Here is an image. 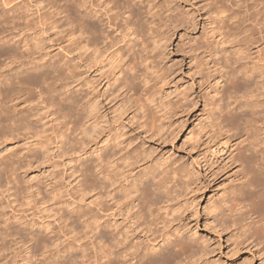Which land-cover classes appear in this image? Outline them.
Listing matches in <instances>:
<instances>
[{"label":"bare ground","instance_id":"6f19581e","mask_svg":"<svg viewBox=\"0 0 264 264\" xmlns=\"http://www.w3.org/2000/svg\"><path fill=\"white\" fill-rule=\"evenodd\" d=\"M47 2L54 15L49 20V28L56 29L55 34H63L64 40L69 42L63 47L57 45L67 55L78 50L80 61L73 63L74 56L68 62L60 59L42 63L45 59L42 51L47 47L41 40L32 38L21 42L15 39L13 32L9 34L12 37L3 39L5 24L15 28L25 19L23 9L0 15V187L5 184L7 190H13L14 202L23 199L30 204L33 201L31 189L34 186L24 185L22 179L31 166L48 160L52 136L46 125L57 120L59 123L52 126L53 134L56 132L54 139H59L56 145L61 143L64 153L76 154L79 164L73 173L80 177L82 197L95 192L92 202L97 212L70 203L66 210L59 208L56 215L64 226L71 224V232L95 238V245L91 240L95 264H195L202 260L208 248H201V239L195 237L196 234L186 236L179 226L174 228L177 218L169 217V204L176 191L174 180L179 172L163 167L161 162L145 166L148 152L132 147L134 142L128 140L120 128L113 131L108 120L111 113V123L120 126L126 113L134 109L132 118L137 119L139 128L163 137L161 132L165 127L150 103H154L156 112L166 108L157 96L163 87L161 83L169 76V68H163L161 62L173 33L166 36L162 35L165 32H160L164 24L161 12L171 10L172 4L164 8L155 0ZM256 2V7L264 8V0ZM210 3L218 6L217 15H212L213 26L206 33L207 39L204 37L206 43L197 49L210 52L213 64L208 62L207 71L219 84L214 86L217 88L211 87L214 88L211 92L219 97L213 101V120L206 133L211 139L221 137L214 141L217 151L211 156L215 152L227 154L239 167L240 174L238 186L231 189L233 196L224 205H215L217 212L213 221L224 230L226 218L234 223L249 217L255 223L253 234L259 239L258 243H262L264 49L256 44V34L264 27V10L254 12V19L262 25L257 30L245 27L248 19L242 18L240 12L230 13L225 0H210ZM184 15L177 14L171 22L194 23L196 27L197 18ZM254 47L258 52L255 57ZM14 64H18L16 70L12 68ZM196 64L201 66L199 61ZM78 75L80 88L74 95L69 93L70 85ZM239 97L243 101L239 100L238 112L236 107L232 108L231 99L237 102ZM139 110H143L141 116ZM51 115L55 118L45 122ZM100 136H106L103 145L89 153L87 147L92 139ZM26 145L28 147L23 148ZM58 192H53L54 196L49 192L52 195L48 196L52 197L43 198V205L52 201ZM2 207L0 199V252L9 243L10 247L22 243L30 253L22 258L23 264H78L79 255L70 251L75 246L83 252L80 255L83 259L87 257L88 248L79 244V239H73L75 246L59 248V240L47 233L49 223L44 222L40 230H33V226L24 224L17 215L10 222ZM53 249L58 251V258L50 254V260L45 253H53ZM37 253L45 255L38 263L33 262Z\"/></svg>","mask_w":264,"mask_h":264},{"label":"rangeland","instance_id":"374dc122","mask_svg":"<svg viewBox=\"0 0 264 264\" xmlns=\"http://www.w3.org/2000/svg\"><path fill=\"white\" fill-rule=\"evenodd\" d=\"M155 1L165 6L164 8L168 4H172L173 6L171 10H162L161 12L162 22L164 21V24H166L162 23L161 29L164 31L160 29V32H165L162 35L173 33V36L168 40L169 43L167 41L168 45L164 49V53L166 54H162L164 61L161 62L163 68H169V76L167 81L161 83L163 87L157 96V99L162 100L166 108L161 112H156V106H154V103L153 105L150 103L159 122L165 127L164 129L162 128L161 132L163 137L152 135L151 132H146L143 128H139L136 122L137 119L132 118L135 113L134 109L126 113L123 117V122L119 124L120 126L111 123L112 114L109 113V127L113 131L120 128L124 133L123 135L128 140L130 139L134 142L132 147H140L139 149L143 148L142 151L148 152L146 154H149V158H147L148 161L145 163V166L154 165L155 163L160 164L161 162L163 167H169V169L171 167L170 170L174 169L179 172L176 175L177 178L174 180L176 182V191L173 193L175 197L173 196L172 202L169 204L171 205L169 217L172 218L173 216V218H177L173 222L174 228L179 226L180 232L186 236L192 234L194 236L196 234L195 237H198L199 240L201 239L199 242L201 248H208L207 256L202 260H198L195 264H264V242L258 243L259 239L253 234L255 223H252L249 217L242 218L244 220L237 219L238 221L234 223L230 222L229 218H226L225 220L228 219L229 221H226L224 230L217 227L213 221L214 215L217 212L216 207L219 204L222 205V203L224 205L233 196V190L231 189L238 186V177H240L238 172L239 167L237 164H233V161L227 154L223 155L215 152L216 155L213 154L211 156L213 151H217L214 143L219 140L220 136L211 139L212 137L206 133L213 120L212 108L215 107L213 101L216 102V99L219 97L215 96L217 97L215 98L211 91L217 88L214 86H219V84L217 85L216 79H214L213 75L211 76L210 71H207L208 62H213L210 52L204 50V48L199 50L197 48L206 43V33H209L213 26L212 21L213 17L217 15L216 8L218 6L215 7V4L210 3V0ZM5 2L9 5L6 6ZM256 4V0H225V5L230 13L235 11L237 13L240 12L242 18L246 17L245 19H248L244 24L245 27L259 29L262 25L254 19V14L257 13L255 11H259V9L263 11L264 8L261 7L262 5L256 7ZM18 8L23 9L25 19L20 20L17 24L18 27L15 28H13L14 25L5 24L4 40H7V37H12V35L9 36L12 32L13 36H16L15 39L21 42L37 38L42 41L43 46L47 47L45 51H42V56L45 58L42 59V63L60 59L62 62H68L70 58L75 56L73 63L79 64L78 50L67 55L66 51H62L57 45L60 44L63 47L69 42L64 40L63 34L56 35V29L49 28V20L53 19L54 15L53 9H49L50 5L47 0H0V15ZM181 12L183 15L188 14L192 18L195 16L197 18L196 27H194V23L180 25L179 22L172 23L171 20L177 14H182ZM256 37L258 41L256 44L259 48L264 49V27L262 32L256 34ZM21 50H25V48ZM256 50L254 47L252 50L253 56L258 55ZM37 53L39 54L41 51ZM198 61L201 63V66L196 64ZM17 65H12L13 70L17 69ZM200 67L204 68L199 71ZM79 71L80 69L77 68V73ZM77 77L71 83L72 85H70L71 89L69 93H73L74 95H76V91L80 88L79 75ZM239 98L237 102L235 101L237 99H231V102H233L232 108L233 106L234 108L236 107L235 110L238 112L240 111L239 100L243 101V98ZM261 99L264 100V98ZM140 111L143 110L138 111L141 116ZM51 118L54 119L55 116H49L45 122L49 123L48 120ZM55 122L59 123V121L54 120V122L52 121L46 125L47 128L49 127L48 133H51L52 136H50L52 138L50 145L52 150L50 151L48 160L42 164L40 162L39 164H34V168L31 166L22 179L24 185L34 186L31 189L33 201L31 200L30 204L25 203L23 199H18L14 202L13 190H7V185L4 184L0 187V192H3L0 196L3 203L2 211L5 214V218H8L10 222H13L14 215H17L23 219L24 224L29 223L33 226V230H40L39 228H41L44 222H46L45 224L49 223L50 228L47 230V233H50L49 235L52 238L55 237L59 240V248L65 249L72 244L75 246L76 243L73 239H79V244L88 249L85 252L87 257L84 259L80 256L83 252L76 250V246L70 249L71 252L79 255L78 264H95V250L91 243V240L94 245L95 242L97 243V241L94 242L95 238H92V236L86 237L82 235V232L80 234L71 232L69 227L71 224L64 226L65 223L56 215L59 208L66 210V206L70 203H73L74 206H82L88 210L91 209L90 212L93 210L92 213H96L97 210L92 202L95 198V192H90L88 195L82 197L83 194H81V187L79 186L80 177H78V173H73L79 164V161H76V154L64 153L60 149L62 144L59 143L58 147L56 145L55 141L59 139L55 140L56 132L54 134L52 132V126L56 124ZM78 137L80 138L81 134ZM105 138L106 136H100L97 139L93 138L87 147L89 153L93 152L97 146H102ZM223 141L224 139L219 143L221 144ZM27 145L23 148L26 149ZM25 149L24 151H26ZM37 190L40 191V194ZM56 191H59L57 193L58 196L56 195V197L52 198V201L43 205V198L46 197L48 199L54 196L53 192L56 193ZM49 192H52L53 195ZM81 198H84V201ZM50 205L52 208H49ZM175 213L177 215L174 217ZM186 232L187 234H185ZM52 252L45 253L46 257L48 256L51 260V256L54 254L58 258V251L53 249ZM29 254L22 243H17L12 245V247H10L9 243L7 248L0 252V264H23L22 258L27 257ZM50 254L52 255L50 256ZM36 255L33 259V262L36 263L41 262L45 256L38 253Z\"/></svg>","mask_w":264,"mask_h":264}]
</instances>
